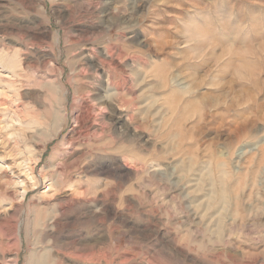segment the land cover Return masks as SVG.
<instances>
[{"label": "rangeland", "instance_id": "1", "mask_svg": "<svg viewBox=\"0 0 264 264\" xmlns=\"http://www.w3.org/2000/svg\"><path fill=\"white\" fill-rule=\"evenodd\" d=\"M0 264H264V0H0Z\"/></svg>", "mask_w": 264, "mask_h": 264}, {"label": "bare ground", "instance_id": "2", "mask_svg": "<svg viewBox=\"0 0 264 264\" xmlns=\"http://www.w3.org/2000/svg\"><path fill=\"white\" fill-rule=\"evenodd\" d=\"M174 81H175V82H178L179 85L185 87V83L183 82L182 79H180V78H178V77H175L174 80H173V82H174Z\"/></svg>", "mask_w": 264, "mask_h": 264}]
</instances>
